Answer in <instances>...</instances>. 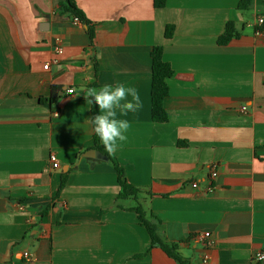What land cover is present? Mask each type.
Here are the masks:
<instances>
[{
    "label": "crops",
    "instance_id": "crops-1",
    "mask_svg": "<svg viewBox=\"0 0 264 264\" xmlns=\"http://www.w3.org/2000/svg\"><path fill=\"white\" fill-rule=\"evenodd\" d=\"M154 1L75 0L91 37L61 0H0V264H177L150 248L137 203L186 264H264V0ZM155 46L171 69L165 123L151 120ZM117 82L142 101L110 156L137 200H117L93 153L83 91Z\"/></svg>",
    "mask_w": 264,
    "mask_h": 264
},
{
    "label": "trees",
    "instance_id": "trees-1",
    "mask_svg": "<svg viewBox=\"0 0 264 264\" xmlns=\"http://www.w3.org/2000/svg\"><path fill=\"white\" fill-rule=\"evenodd\" d=\"M251 3V0H242L240 7L246 9L247 6ZM164 0H155V8H162L164 6ZM59 10L63 14H67L70 18H77L81 24H83L89 35L93 37V29L89 21L86 19L83 12L76 6L75 0H61L59 4ZM260 30L264 31V25L261 26ZM232 25L227 24L225 34L218 39L219 45H224L229 42L231 39ZM173 34V26H166L165 28V38L170 39ZM150 57L152 61L151 66V120L154 123H165L167 121V113L164 109L163 102L167 96V87L165 85V78L171 73L169 64L163 61V51L162 47L155 46L150 52ZM91 99V98H90ZM58 100L56 95V89H52V95L48 99H40V103H47L49 105H54ZM98 114V106L93 103L91 105V118ZM94 147L104 153V148L101 146L99 138L94 134ZM109 161L114 167V171L117 176V182L119 185V194L117 200H126L133 198L137 200L139 195V189L128 184L124 177L123 169L118 166L114 158L108 156ZM65 179H62L61 186H63ZM133 211L137 215L139 220V225L147 231L150 238V248H159L167 256L173 258L177 264H186V262L178 255L175 245L167 244L163 241L162 237L159 234L158 226L159 221H157L153 216H147L143 208L139 203Z\"/></svg>",
    "mask_w": 264,
    "mask_h": 264
},
{
    "label": "clouds",
    "instance_id": "clouds-1",
    "mask_svg": "<svg viewBox=\"0 0 264 264\" xmlns=\"http://www.w3.org/2000/svg\"><path fill=\"white\" fill-rule=\"evenodd\" d=\"M67 91L73 94L74 90ZM83 92L88 104L95 103L98 106V114L89 121L94 134L108 156L115 155L127 140L126 133L131 127L130 121L125 117L142 107L139 92L135 87L121 82L104 84L99 88L89 87Z\"/></svg>",
    "mask_w": 264,
    "mask_h": 264
},
{
    "label": "built area",
    "instance_id": "built-area-1",
    "mask_svg": "<svg viewBox=\"0 0 264 264\" xmlns=\"http://www.w3.org/2000/svg\"><path fill=\"white\" fill-rule=\"evenodd\" d=\"M73 22L75 24L80 23L77 18H73ZM257 25L260 26V27L262 25H264V19H262L261 17L258 18L257 19ZM56 52H57V54H62V48L59 47V46L56 47ZM48 66L49 65H45L44 66V69L47 70L48 69ZM69 90H72V89H69ZM67 93H68V91H67ZM68 94H70V93H68ZM53 116L54 117H57L58 116V112H54L53 113ZM49 163L51 164V168L52 169H58L60 167L59 166V163H58V160H57V158H56V156L54 154L50 155V157H49ZM216 176H217V172H216L215 168L213 167L211 169V171H210V177L209 178L210 179H214ZM192 187L193 188L197 187V184L196 183H193L192 184ZM207 190L210 192L212 190V188L209 187ZM207 236H208V234H205L204 235V237H207ZM23 256H24L25 259H29L30 258V255L28 253H24ZM252 262H255V263H264V251H259V252L254 253L253 256H252Z\"/></svg>",
    "mask_w": 264,
    "mask_h": 264
},
{
    "label": "water",
    "instance_id": "water-1",
    "mask_svg": "<svg viewBox=\"0 0 264 264\" xmlns=\"http://www.w3.org/2000/svg\"><path fill=\"white\" fill-rule=\"evenodd\" d=\"M94 155L98 158L105 159L106 156L103 155L100 151H93Z\"/></svg>",
    "mask_w": 264,
    "mask_h": 264
}]
</instances>
